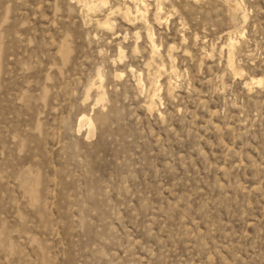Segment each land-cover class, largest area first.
Masks as SVG:
<instances>
[{"label": "rangeland", "instance_id": "obj_1", "mask_svg": "<svg viewBox=\"0 0 264 264\" xmlns=\"http://www.w3.org/2000/svg\"><path fill=\"white\" fill-rule=\"evenodd\" d=\"M231 2L0 0V264H264V0Z\"/></svg>", "mask_w": 264, "mask_h": 264}, {"label": "bare ground", "instance_id": "obj_2", "mask_svg": "<svg viewBox=\"0 0 264 264\" xmlns=\"http://www.w3.org/2000/svg\"><path fill=\"white\" fill-rule=\"evenodd\" d=\"M99 1V0H98ZM105 1L106 0H103V2L105 3ZM135 1V0H134ZM225 2H226V0H224ZM140 2L142 3V4H144V0H140ZM90 3V2H89ZM91 4V3H90ZM226 5V4H225ZM87 6V5H86ZM144 6V5H143ZM227 6H229V7H231L232 8V6H233V4H232V2H231V0H227ZM236 6V5H235ZM99 7V6H98ZM237 8V7H236ZM232 9H234V8H232ZM94 10V9H93ZM237 10V9H236ZM87 11H88V9H87ZM92 11V10H91ZM112 11V10H111ZM233 11V10H232ZM93 12H95V11H93ZM138 12H139V9H138ZM234 12V11H233ZM110 13V12H109ZM141 13V12H140ZM159 13V12H158ZM112 14V13H111ZM110 14V15H111ZM129 14V13H128ZM129 16V15H128ZM131 16V15H130ZM129 16V17H130ZM137 16V15H136ZM125 18L127 17L126 16V14H125V16H124ZM107 18V17H106ZM129 19V18H128ZM131 20V19H130ZM132 21V20H131ZM97 24V23H96ZM101 24V23H100ZM106 24V23H105ZM230 37V36H229ZM154 44V43H153ZM232 46V45H231ZM153 47H155V46H153ZM233 47V46H232ZM153 49H156V48H153ZM156 84V83H155ZM80 126H86L87 128H88V136L89 135H91L92 134V132H93V129H94V124H93V121L90 119V118H88L87 116H83L82 117V119H81V121H80ZM95 132V131H94ZM92 136V135H91Z\"/></svg>", "mask_w": 264, "mask_h": 264}]
</instances>
